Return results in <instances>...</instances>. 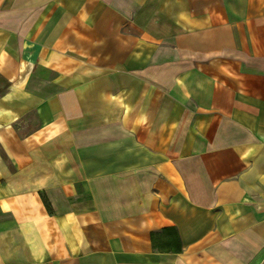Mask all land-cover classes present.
I'll use <instances>...</instances> for the list:
<instances>
[{"label": "crops", "instance_id": "1", "mask_svg": "<svg viewBox=\"0 0 264 264\" xmlns=\"http://www.w3.org/2000/svg\"><path fill=\"white\" fill-rule=\"evenodd\" d=\"M0 264H264V0H0Z\"/></svg>", "mask_w": 264, "mask_h": 264}]
</instances>
